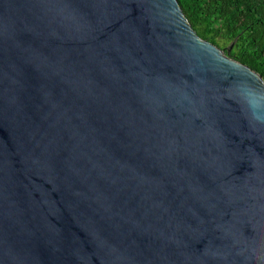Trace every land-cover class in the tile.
I'll list each match as a JSON object with an SVG mask.
<instances>
[{"label": "water", "instance_id": "obj_1", "mask_svg": "<svg viewBox=\"0 0 264 264\" xmlns=\"http://www.w3.org/2000/svg\"><path fill=\"white\" fill-rule=\"evenodd\" d=\"M178 0H0V264H264V77Z\"/></svg>", "mask_w": 264, "mask_h": 264}, {"label": "trees", "instance_id": "obj_2", "mask_svg": "<svg viewBox=\"0 0 264 264\" xmlns=\"http://www.w3.org/2000/svg\"><path fill=\"white\" fill-rule=\"evenodd\" d=\"M197 34L264 77V0H178Z\"/></svg>", "mask_w": 264, "mask_h": 264}]
</instances>
